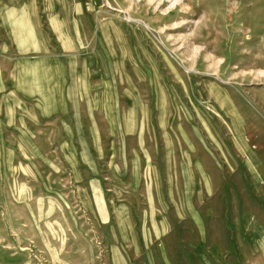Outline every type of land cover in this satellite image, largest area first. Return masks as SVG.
<instances>
[{"label":"rangeland","instance_id":"374dc122","mask_svg":"<svg viewBox=\"0 0 264 264\" xmlns=\"http://www.w3.org/2000/svg\"><path fill=\"white\" fill-rule=\"evenodd\" d=\"M0 264H264V0H0Z\"/></svg>","mask_w":264,"mask_h":264},{"label":"crops","instance_id":"0c3cea01","mask_svg":"<svg viewBox=\"0 0 264 264\" xmlns=\"http://www.w3.org/2000/svg\"><path fill=\"white\" fill-rule=\"evenodd\" d=\"M38 33L39 32L37 31V34ZM57 33L60 39L59 40L57 38L59 40L58 42L62 44L63 48L67 49V50L64 49L65 52L75 54L79 50L84 49V44L86 43L87 39L82 34L81 29L74 31V33H69L67 30H65L63 34L58 30ZM28 34H29V37L35 36L36 31L31 32L29 30ZM39 35L41 37V33H39ZM45 42L46 41H43L41 43H45ZM36 43L37 42H35V44ZM81 57L83 56L81 55L78 58L81 59ZM69 58L77 59L74 56H70ZM17 68H18L17 71H35V72L36 71H67L66 68H62L60 66L56 56L40 58V59H29V60L24 59L17 64ZM77 71H82V70L80 69ZM35 72H33L34 79L36 76ZM38 88H41V92L38 90ZM27 90H29L30 93L35 92V94L39 95L42 98V101L44 102L43 107H42V113L44 115H49L50 113H52L55 105L51 104V101L49 99V95L51 94V92L48 88L44 87L40 82L37 83V81L34 80V82L31 83V85L29 86Z\"/></svg>","mask_w":264,"mask_h":264}]
</instances>
